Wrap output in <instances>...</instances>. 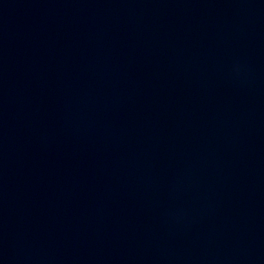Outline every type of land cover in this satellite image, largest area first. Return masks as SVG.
<instances>
[{
	"label": "water",
	"instance_id": "1",
	"mask_svg": "<svg viewBox=\"0 0 264 264\" xmlns=\"http://www.w3.org/2000/svg\"><path fill=\"white\" fill-rule=\"evenodd\" d=\"M263 0H0V264H216Z\"/></svg>",
	"mask_w": 264,
	"mask_h": 264
}]
</instances>
